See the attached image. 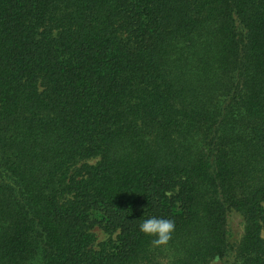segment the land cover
I'll return each instance as SVG.
<instances>
[{"label":"trees","instance_id":"1","mask_svg":"<svg viewBox=\"0 0 264 264\" xmlns=\"http://www.w3.org/2000/svg\"><path fill=\"white\" fill-rule=\"evenodd\" d=\"M0 264H264V0H0Z\"/></svg>","mask_w":264,"mask_h":264},{"label":"clouds","instance_id":"2","mask_svg":"<svg viewBox=\"0 0 264 264\" xmlns=\"http://www.w3.org/2000/svg\"><path fill=\"white\" fill-rule=\"evenodd\" d=\"M173 227V222L170 219L157 217L143 219L138 225L140 232L155 236V239L152 240L155 245L166 243Z\"/></svg>","mask_w":264,"mask_h":264},{"label":"rangeland","instance_id":"3","mask_svg":"<svg viewBox=\"0 0 264 264\" xmlns=\"http://www.w3.org/2000/svg\"><path fill=\"white\" fill-rule=\"evenodd\" d=\"M93 230L96 234V241H101L105 239L106 234L98 226H94Z\"/></svg>","mask_w":264,"mask_h":264}]
</instances>
